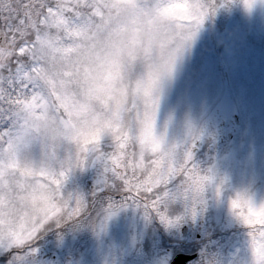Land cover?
<instances>
[{"label": "rangeland", "instance_id": "obj_1", "mask_svg": "<svg viewBox=\"0 0 264 264\" xmlns=\"http://www.w3.org/2000/svg\"><path fill=\"white\" fill-rule=\"evenodd\" d=\"M165 117L169 118V138L183 140L189 129L200 135L201 143L193 149V157L199 160L193 158L194 162L203 170L211 167L223 181L219 197L212 190L205 193L200 232L230 235L229 243L220 251L222 264H249L247 228L244 230L231 214L227 201L237 192L254 201L264 199V0H252L250 10L243 7L242 0H228L226 7L205 17L165 84L159 118ZM223 139L229 144L212 149L214 141ZM105 142H110V137L102 138V147L108 145ZM206 147L211 157L202 165L200 156L194 154H205ZM30 151L38 155L40 144L31 145ZM85 167L75 168L68 175L65 191H79L85 197L92 192L87 187L95 185L97 177L93 176L98 175ZM182 200L168 198L165 204L170 210L165 213L167 220L159 224L169 236L178 231L180 206L175 203ZM180 205L186 209L185 201ZM122 211L109 216L102 229L86 225L60 230L53 226L39 235L43 242L32 248L35 251L29 244L0 243V264H168L173 254L165 247L161 249L158 242L145 244L149 215L142 217L128 209L122 216ZM195 221L201 219L196 217Z\"/></svg>", "mask_w": 264, "mask_h": 264}, {"label": "snow or ice", "instance_id": "obj_2", "mask_svg": "<svg viewBox=\"0 0 264 264\" xmlns=\"http://www.w3.org/2000/svg\"><path fill=\"white\" fill-rule=\"evenodd\" d=\"M227 2L200 0L197 29L206 16L226 7ZM242 2L246 10L252 8V0ZM113 3L114 0H0V146L34 139L51 158H59L60 165L58 171L41 165L38 175L48 190L42 194L43 209L21 234L22 239H14L0 227V243L6 246L31 244L53 226L74 229L91 225L94 230L102 229L109 216L129 205L143 207L145 214L156 212L167 220L161 205L168 198L183 199L186 211L193 216L205 204V193L216 175L211 167L202 170L194 162L193 149L199 134L189 129L177 146L178 156L172 152L157 155L158 145L146 154L118 125L108 135L103 127L83 135L47 74V63L41 55L44 41L55 38L71 47L73 41L91 35L106 23ZM57 122L72 128L69 139L74 149L64 150L57 143L63 137ZM105 136L110 137V142H105L110 149L107 151L102 147ZM86 165L102 169L92 192L85 197L79 191H65L68 175ZM222 183L220 180L215 185L217 197ZM6 184L0 179V218L10 214L13 206V199L4 195ZM243 195L237 192V196ZM237 219L246 226L248 237L264 232V222Z\"/></svg>", "mask_w": 264, "mask_h": 264}, {"label": "clouds", "instance_id": "obj_3", "mask_svg": "<svg viewBox=\"0 0 264 264\" xmlns=\"http://www.w3.org/2000/svg\"><path fill=\"white\" fill-rule=\"evenodd\" d=\"M200 0H114L112 14L91 35L72 42L71 47L47 38L41 55L56 91L67 102L72 120L83 135L103 127L106 135L113 126L128 132L137 147L151 154L179 155L180 139L169 138V118H159L165 84L172 78L197 32ZM200 27V26H199ZM67 73V75H65ZM57 139L64 150L74 149L71 127L62 122ZM29 139L0 146V179L6 180L5 198L13 199L11 212L0 218V227L14 239L38 215L48 190L40 181L41 165L59 169V158H51L40 145L33 155ZM32 171L29 172L28 169ZM215 176L210 190L215 194ZM236 201L235 204L232 202ZM228 209L241 221L264 222V199L248 195L231 196ZM249 264H264V232L248 237Z\"/></svg>", "mask_w": 264, "mask_h": 264}, {"label": "flooded vegetation", "instance_id": "obj_4", "mask_svg": "<svg viewBox=\"0 0 264 264\" xmlns=\"http://www.w3.org/2000/svg\"><path fill=\"white\" fill-rule=\"evenodd\" d=\"M161 206H163V205H161ZM126 209H129V210H131V211H133V212H137V213H141V214H145V211H144V209H143V207H136V206H128V208H126ZM161 211H163V207H161ZM151 214H153L154 212H150ZM157 214V213H156ZM133 216L135 217V218H138L139 217V215L138 214H133ZM154 218V214L153 215H151V217H150V219H153ZM183 224H188L187 226H186V228H184L183 226ZM182 225V231H184V233L186 234V236L184 237V239H188V236L190 237V239H192V237L191 236H193V232L196 230V228L197 227H195V224L193 223V222H191V219H190V217L189 216H186V217H184L183 219H180L179 220V227ZM183 228H184V230H183ZM199 228V227H198ZM197 228V229H198ZM194 230V231H193ZM202 238V237H201ZM201 238H199V240L201 239Z\"/></svg>", "mask_w": 264, "mask_h": 264}, {"label": "trees", "instance_id": "obj_5", "mask_svg": "<svg viewBox=\"0 0 264 264\" xmlns=\"http://www.w3.org/2000/svg\"><path fill=\"white\" fill-rule=\"evenodd\" d=\"M219 1H220V0H216V3H218ZM59 229L62 230V227L59 228ZM48 239H49L48 237L45 238V240H48ZM42 242H43L42 239L37 238V239H35L31 244H29L28 247L32 249V248H34V247H37V246L41 245ZM167 243H170L169 240H167L166 242H163V241H162V245L165 246V248H166V247H169V245H168ZM190 248H191V250H194V249H195L192 245H190ZM196 250H198V248H197Z\"/></svg>", "mask_w": 264, "mask_h": 264}, {"label": "water", "instance_id": "obj_6", "mask_svg": "<svg viewBox=\"0 0 264 264\" xmlns=\"http://www.w3.org/2000/svg\"><path fill=\"white\" fill-rule=\"evenodd\" d=\"M193 256H184V255H178L176 256L171 264H184L186 261L192 259Z\"/></svg>", "mask_w": 264, "mask_h": 264}]
</instances>
